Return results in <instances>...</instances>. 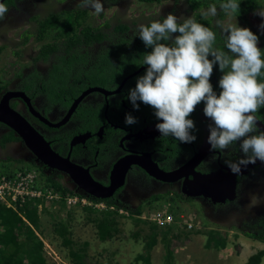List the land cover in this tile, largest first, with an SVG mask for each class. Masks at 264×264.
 Returning <instances> with one entry per match:
<instances>
[{"label":"flooded vegetation","instance_id":"obj_1","mask_svg":"<svg viewBox=\"0 0 264 264\" xmlns=\"http://www.w3.org/2000/svg\"><path fill=\"white\" fill-rule=\"evenodd\" d=\"M123 1L101 0V3L107 8L108 4L123 5ZM249 2H258L261 6L262 0ZM79 3L80 0H12L7 5L9 11L5 18L0 19V32L9 29L17 31V36L13 40L12 34L8 37L0 34V58L4 64L10 62L6 65L10 68L5 69L10 73H4L5 80L0 84V98L6 92L24 95L27 102L23 96H13L8 99L9 106L18 111L55 152L67 156L76 166L87 169L88 175L103 186L110 184V175H114V181L117 180L115 171L110 172L115 161L141 153H147L159 169L167 172L168 177L176 175L173 181H161L148 176L141 168L130 165L125 172L123 185L106 198L124 210L148 209L151 204L160 202L163 210L173 211L193 202L198 221L206 230L238 232L240 235L257 234L263 230L264 162L257 160L256 164L242 165L239 174H233L225 163L226 160L236 162L244 156L238 149L241 141L224 152L210 148L211 151L192 169L214 181L218 174L230 172L234 180V196L231 200L227 198L222 202H213L203 193L193 197L191 191L196 189L191 190L188 183L194 176L184 177L185 169L174 174L184 168L204 144L210 134L208 126L212 121L204 115L202 102L190 116L196 125L193 134L197 139L192 143H181L174 137L161 136L155 125L162 121L157 120L154 109L142 103L139 110L133 108L128 93L135 87L137 78L146 72L147 65H140L141 62L137 65V54L131 47V44L135 45L124 40L129 39L130 30L104 31L107 37L101 39L94 32L79 47L75 44L64 46L63 38L58 36L60 30L55 27L46 30L43 36L38 35L36 19H40V16L37 13L42 12V16L50 13L53 20L64 23L62 19L67 13L88 8L80 7ZM212 4L217 6L219 14L212 17L215 24L217 20L224 24H232L237 20L235 23L238 26L248 27L257 33L258 47L264 52V30L251 21L256 13H248L244 15L247 20L240 21L234 14L227 15L220 10L218 0H210L208 6L198 9L199 13ZM80 21L86 22L87 15H83ZM261 22H264V17H261ZM44 42L55 47L48 52L47 57H38L44 52L39 50ZM86 42L89 43L84 46ZM107 43H119L117 56L110 57L112 63L106 61L101 51V45ZM64 77L68 78L61 92L54 81ZM213 89L219 94V82L213 85ZM84 91L86 93L81 97ZM78 97L80 99L72 107ZM128 113L136 117L138 123L126 125L124 120ZM257 116L260 119L258 129L264 130V107L259 109ZM60 121L63 123L56 126ZM9 130L0 123V141H3L4 134ZM11 134V140L0 142V165L6 163L15 166L14 160H18L38 166V173L42 172L66 184L69 182L66 173L42 165L25 143L12 131ZM184 179L187 180L185 184ZM76 190L83 193L78 187Z\"/></svg>","mask_w":264,"mask_h":264},{"label":"clouds","instance_id":"obj_2","mask_svg":"<svg viewBox=\"0 0 264 264\" xmlns=\"http://www.w3.org/2000/svg\"><path fill=\"white\" fill-rule=\"evenodd\" d=\"M79 6L91 8V11L86 14L87 17L90 14L98 16L104 11L101 0H80ZM201 7H205V5H201ZM219 8L227 15L238 14L240 0H224ZM8 11V6L5 3H0V19L5 18ZM114 13L120 15L119 9L115 8ZM158 13L163 14L166 18L162 21L156 20L147 25L140 24L138 26L139 38L145 46L151 47L152 50L144 53L140 65H147L146 72L137 78L135 87L131 88L128 93V99L133 108L139 110L141 103L151 107L154 109L157 120L162 121L155 125L161 136L174 137L181 143H192L197 137L193 134L196 125L190 116L196 107L203 102V113L212 121L208 126L210 134L207 137L211 150L224 152L236 142L241 141L240 149L244 156L236 162L225 161L233 174H239L242 165L256 164L257 160L264 162V130L258 129L260 119L257 116L259 109L264 107V58H262L264 52L258 47L259 37L248 27H240L237 23L224 24L217 20L216 26L220 28L225 38L224 47L221 48L217 46L216 33L211 28L197 22L194 17L185 18L183 22H178L176 15L181 16L184 10L181 9L175 14H167L162 11ZM256 14L264 17V8L257 10ZM217 15L218 10L215 4L210 5L207 10L201 11V16L204 18L216 17ZM93 19L84 23L92 25L94 24ZM259 27L264 30V22ZM8 32L12 34L9 29ZM70 33L72 34V32ZM73 33L77 34L78 32ZM174 33H179V35L173 38L172 34ZM169 41L170 43H168ZM83 42L85 43V38L81 39L78 44ZM78 44L76 47H79ZM225 47L228 51L224 50ZM209 55L212 59H209ZM217 63L223 73L219 80L221 89L219 94L214 91L213 85L210 83L213 66ZM85 93L86 91L82 92L81 97ZM124 123L130 126L138 123V120L128 113L125 115ZM15 162V166L25 164V167L22 168L24 173L21 170H16L8 175L11 176L14 184L25 181L27 185L26 192L15 194L12 199L18 202L20 208L11 207V209L17 212L25 222L20 209L24 204L33 205L26 200L25 195L38 198V202L35 204L38 226L41 213L59 210L61 216L64 217V213L66 211L69 213L71 207L81 212L88 207L97 211L115 210L119 222L121 219L130 216L131 219L137 218L138 222L154 223L157 229H162L177 221V214L176 220H172L173 213L163 210L160 202L151 204L159 205L157 208H144V210L141 209L139 215H130V211L106 202L108 200L106 198L110 196H107L106 192L103 197L90 195L70 178L67 184L53 178L69 188L71 193L66 192L64 195L48 185H43L42 181H40L42 187H38L40 183L34 178L39 177L37 171L32 168H27L29 170L25 171L26 166H29L28 164L18 160ZM32 178H34L35 185L30 182L29 187L28 181ZM13 187L14 185H12V189ZM76 187L80 188L83 193L77 191ZM87 197L97 199V201H92ZM61 203L63 204L62 209H60ZM197 222H199L198 219ZM261 223L264 225V222ZM258 232L262 231L259 230ZM94 233H96L95 227ZM152 236L155 242V234ZM241 236L248 240L250 238L246 234ZM255 240L264 243V239L255 238ZM143 241H141V250L138 254H147V252L142 251ZM220 249L218 250L220 251ZM41 254L43 255L42 251ZM215 257L216 260L223 261L225 259V256L221 257L216 253Z\"/></svg>","mask_w":264,"mask_h":264},{"label":"trees","instance_id":"obj_3","mask_svg":"<svg viewBox=\"0 0 264 264\" xmlns=\"http://www.w3.org/2000/svg\"><path fill=\"white\" fill-rule=\"evenodd\" d=\"M12 0H3L1 3H5L8 5L11 3ZM111 2L114 0H102ZM163 0H124L123 2L125 4L120 6H114L113 4H108L109 7H115L116 9H124L125 7H129L132 3H138L150 6L151 4H159ZM175 4V2L180 0H172ZM224 0H218V4L220 5ZM210 3V0H184V3L180 5L178 8L179 10H184V13L181 16H177L178 22H183L185 18L194 17L197 22L204 24L205 26L211 28L216 33V42L217 46L223 48L224 47V36L220 30L219 27L216 26V24L213 21V18L211 16L202 19L201 14H199L198 9L201 7V5L208 6ZM160 8L162 6H159ZM257 7V8H256ZM80 8V7H79ZM259 8V4H255L254 2H249V0H240V10L238 14H234L239 18L240 21L245 22L247 20L244 19V15L248 13H255V11ZM91 11V8H80L79 10H74L75 13H67L66 16L63 17V22H56L53 20V15L49 13L48 16H42V12L40 14L37 13V16H40V19L37 20V28L36 31L38 32V35L43 36V33H45L46 30H49L51 27H55V29L60 30L59 37H62L64 42L63 45L70 47L72 44L77 45L79 41L83 38L88 39L92 33L95 32V35L98 38H104L107 37L104 34V31L110 32H125L130 30L132 33L128 40L129 43H133L135 46L131 47L133 48L134 52L137 54L136 63L137 65L142 61L144 53L150 52L152 49L151 47H147L143 44V41L138 36V26L140 24H149L152 21H162L166 16L163 14H154L151 12H148L147 14H142L140 12L137 14L134 19L126 20L122 16L118 14H110L108 17H101L99 16L96 19H93L92 25L85 24L80 21L83 15L88 14ZM219 16V14L217 15ZM113 20V21H112ZM78 32L77 34L73 32ZM68 32H72V34H69ZM257 35L255 31H253ZM179 35V33L172 34L173 38ZM27 39H24L23 41H26ZM123 40V39H120ZM164 42V41H162ZM89 42H86L84 46H86ZM170 43V41L168 42ZM83 43L78 44V46H81ZM141 45V46H140ZM119 46V43H107L104 45H101L102 53L104 54V57L106 61L112 63L113 60L110 58L111 56L115 57L117 56V47ZM55 46H52L48 42H44L39 50H44L43 53L39 54L38 57H47L48 52L52 50ZM260 48V47H259ZM1 49V48H0ZM150 50V51H149ZM225 51H228V49L225 47ZM263 52V51H262ZM17 53V52H15ZM20 58V56H19ZM262 58H264V54H262ZM209 59H212L211 55H209ZM14 63V61L12 62ZM6 64H10V62H7ZM75 71V70H74ZM73 71V72H74ZM223 73L219 69L218 63L213 66V73L210 77V83L212 85H215L219 82L221 76ZM68 77L60 78L57 81H54L55 86L60 89L61 92L64 90V82H66ZM1 84V83H0ZM30 85V84H27ZM143 106H146L143 104ZM149 108V106H146ZM13 135L11 134V130L7 134H4L3 141L5 142L11 140ZM1 143V144H2ZM240 149V145L239 148ZM242 151V150H241ZM15 161V160H14ZM44 165V164H42ZM1 166V165H0ZM45 166V165H44ZM25 167V164H18L17 166L13 167V170H8V168H0V179L3 178V181H10L11 176L8 174L13 173L16 170H21L24 173V170L22 168ZM46 167V166H45ZM27 168H32L34 171H40L38 166H26V170H29ZM39 177H34L40 185L38 187H42V184L40 181L43 182V185H48L52 187L55 190H58L62 195H64L66 192H70L69 188H67L65 185L59 183L58 181L54 180L48 175L43 174L42 172H39ZM34 178L28 181V186L30 182L35 185ZM30 187V186H29ZM11 191H8L7 189L2 190V194H0V264H47L42 254H40V249L42 247V244L40 240L37 238V234L35 233V228L37 226L38 222V215L36 213V206L35 204L38 202V198L35 196H29L25 195V198L28 202L32 203L33 205L28 206L27 204H24L22 208L20 209L22 211V215L24 219L23 221L17 212L11 209V207L20 208L18 202L16 200H12L10 197ZM87 199H90L92 201H97V199H91L87 197ZM158 199V198H157ZM12 202V203H11ZM108 203H112L110 200H106ZM27 203V202H26ZM159 205H151L149 208H157ZM63 208V204H60V209ZM95 209H92L88 207L87 209H84L83 212H85L84 218L86 223L94 224L95 231H96V238L98 241H105L106 239L111 238L114 234L120 231V222L119 218L116 215L115 210H102L103 212H106V216L103 217L100 212H93ZM179 209L170 211L173 213L172 220H176V214L179 212ZM141 213V209H136L133 211H130V215H139ZM51 216V214H50ZM68 211L64 213V217L61 216L60 218H56L55 222H53L52 228L55 234L58 235L60 238L61 245H64L67 247V255L69 258V262L71 264H112L113 261L104 260L101 262H98L97 260L93 261L92 263L88 262H82V257H85L84 252L80 251V247H77L76 243L68 238V235H70V231L67 228L65 223L66 219L69 218ZM63 218V221L60 219ZM134 223H138L139 220L137 218H132ZM65 220V221H64ZM146 223L147 230L149 233L145 237V240L142 244V251L143 252H150L152 247L154 246V237L152 236L154 233V230H157L156 225L151 222L141 221ZM171 225L166 226L162 228L161 230V238L164 243L165 248V255H164V263L165 264H171L172 263V255L169 250V240L167 237L170 238H177L178 234H175L173 229L170 228ZM204 231V247L209 248L211 246L212 248L218 250L221 247L225 245V240L220 237L219 233L216 231H210V230H203ZM53 234V235H55ZM132 235L140 236L137 229L132 233ZM247 236L251 238H261L264 239V232H258L257 234H246ZM21 238H18V237ZM122 240L121 242H123ZM142 241V240H140ZM264 257V250H257L255 253L248 256L247 260L244 264H260V258ZM26 258V260L24 259ZM142 262V264H149V256L147 254L139 253L133 256L132 261L133 262Z\"/></svg>","mask_w":264,"mask_h":264},{"label":"rangeland","instance_id":"obj_4","mask_svg":"<svg viewBox=\"0 0 264 264\" xmlns=\"http://www.w3.org/2000/svg\"><path fill=\"white\" fill-rule=\"evenodd\" d=\"M184 3V0L177 1L175 4L172 0H163L161 4H151L150 6L132 3L129 7L124 9H119L120 15L126 19L131 20L136 18L135 16L142 12V14H147L148 12L157 14L158 12H166L167 14H175L178 11L180 5ZM163 4V5H162ZM162 5V9L159 6ZM260 8H264V0H262ZM255 11V13L257 12ZM94 10L92 9V12ZM115 7L104 8V11L97 15L90 14L87 17V21H91L93 18L97 20L99 16L107 17L110 14H115ZM41 14V12H40ZM254 25H261V17L255 15L253 19ZM236 24V23H232ZM12 31V30H11ZM0 34H6L8 37L11 32L8 29L2 30ZM12 39H16L17 31H12ZM22 37V36H21ZM6 63L0 59V83H2L4 78V73H10V67H6ZM18 73V70H17ZM0 168H8V170H13V167L3 163ZM189 206L184 204L177 212V221L172 223L170 228L173 229L175 234H178L176 239L167 237L169 240V250L172 255L171 264H244L248 256L255 253V248H251L249 244L255 245L257 250L261 248L264 250V243L261 241H256L252 239H247L241 236L238 232H224L216 231L219 233L220 237L225 240V245L219 250H214L211 246L209 248L204 247V229L200 222H197L198 216L194 210L195 204L189 202ZM144 210V209H142ZM100 212L103 217L107 214L103 211H93ZM51 214V216H50ZM69 218H65V223L70 231L68 238L74 241L77 247H80V251L84 252L85 257H82V262L85 261L92 263L97 260L98 262L108 260L113 261L112 264H142V262H133L132 258L141 250V241L144 240L149 231L145 222L134 223L129 216L128 218L121 219L120 221V231L114 234L111 238L105 241H98L94 233V224L86 223L84 220L85 213L76 208H70ZM195 214V215H194ZM196 216V218H195ZM61 217L59 210H51L48 213L40 214V223L35 228V233L37 238L41 240L42 247L40 249L43 253V257L47 264H71L67 255V247L61 245L60 238L54 233L52 225L56 218ZM63 221V218L60 219ZM157 222L156 220H154ZM160 221V220H159ZM140 236L132 235V233L137 229ZM161 229L154 230L155 232V245L150 252H147L149 256V264H165L164 255L165 248L164 243L161 238ZM235 231V230H234ZM263 232V230H260ZM55 234V235H53ZM124 240L123 242H121ZM215 253L221 255L225 259L216 260ZM26 260V258H24ZM260 264H264V257L260 258Z\"/></svg>","mask_w":264,"mask_h":264},{"label":"water","instance_id":"obj_5","mask_svg":"<svg viewBox=\"0 0 264 264\" xmlns=\"http://www.w3.org/2000/svg\"><path fill=\"white\" fill-rule=\"evenodd\" d=\"M2 0H0V3ZM13 96H23L22 98L27 102V99L21 93L17 92H6L0 98V123L6 125L10 128L15 135L19 136V138L25 143V146L35 155L36 159L47 166L48 168H52L61 172H64L68 175L70 179L75 181L84 192L94 195L96 197L105 196V192L107 196L111 194L117 187L123 185L125 172L130 165H135L141 168L148 176H151L158 180H163L166 182L173 181L176 177H168L166 175L167 172L159 169L155 163H153L149 155L147 153H141L140 155L128 158L127 156L122 157L115 161L111 167L110 172L113 173L115 171V176L117 180H113V176L110 175L111 184L108 186H102L101 184L93 181L91 177L88 175V171L85 168H80L76 166L74 162L69 160L67 156L63 157L55 153L50 147L49 143L46 142L41 136H39L35 130L28 124V122L14 109L9 107L8 99ZM80 99L78 97L74 102L75 103ZM43 120L42 118H40ZM60 121L56 126L62 124ZM86 135H84V138ZM201 152L195 155L194 162H197L200 155L202 154V150H205L203 145L200 146ZM192 161L190 162L191 165ZM190 165L187 169L190 168ZM185 169V171L187 170ZM228 169V168H226ZM169 172V171H168ZM205 182V185L202 187L207 190V193L210 194L209 198L213 202H222L228 198L231 200L234 196V180L233 175L230 172L226 174H218V178L211 179ZM114 181V183H112ZM200 180H195L188 184L191 186V190L196 189L197 185L200 184ZM111 192L109 193V190ZM200 190H198L199 192ZM192 196L197 195L195 191H191ZM194 197V196H193Z\"/></svg>","mask_w":264,"mask_h":264},{"label":"bare ground","instance_id":"obj_6","mask_svg":"<svg viewBox=\"0 0 264 264\" xmlns=\"http://www.w3.org/2000/svg\"><path fill=\"white\" fill-rule=\"evenodd\" d=\"M208 137V136H207ZM207 137H206V140H205V142H204V144H203V147H204V149L205 150H202V154L200 155V157H199V159L197 160V162H194L193 160H194V157H195V155H197L198 153H200L201 152V150H200V148H199V150H198V152L189 160V162L187 163V165L184 167V168H182V169H180V170H178V171H176L174 174H177V173H181V171L182 170H184V169H187L188 168V166L190 165V162L192 161V163H191V165H190V168L189 169H187L186 171L184 170V177H186V176H194L193 177V179L189 182V183H191V182H193L194 180H195V182H196V180H200L201 181V183L200 184H198L197 185V187H196V193L195 194H201V193H203L204 195H208V196H210V194L209 193H207V190H205V189H203L202 187L205 185V182L204 181H207V177L208 176H204V175H201V174H198V173H196V172H194L192 169H193V167L198 163V161L205 155V154H207L208 152H210L211 150H210V145H209V143L207 142ZM186 179H184V184L186 183ZM188 183V184H189ZM190 188H191V186H189ZM198 190H200L199 192H198Z\"/></svg>","mask_w":264,"mask_h":264},{"label":"built area","instance_id":"obj_7","mask_svg":"<svg viewBox=\"0 0 264 264\" xmlns=\"http://www.w3.org/2000/svg\"><path fill=\"white\" fill-rule=\"evenodd\" d=\"M12 185H14L12 189ZM26 182L25 181H19L17 183H13L12 180L10 181H3V178L0 179V194H2L3 189H7L8 191H11L10 197L13 199L15 194L26 192ZM158 215V214H156ZM167 220V219H166Z\"/></svg>","mask_w":264,"mask_h":264},{"label":"crops","instance_id":"obj_8","mask_svg":"<svg viewBox=\"0 0 264 264\" xmlns=\"http://www.w3.org/2000/svg\"><path fill=\"white\" fill-rule=\"evenodd\" d=\"M248 245H250L251 248H255V250H257V247H255V245L253 246V244H249V243H248Z\"/></svg>","mask_w":264,"mask_h":264}]
</instances>
